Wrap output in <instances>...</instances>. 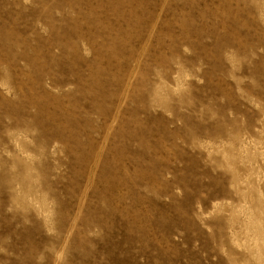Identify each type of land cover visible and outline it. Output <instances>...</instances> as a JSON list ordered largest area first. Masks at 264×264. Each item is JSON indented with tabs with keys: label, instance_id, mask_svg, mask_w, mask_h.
I'll list each match as a JSON object with an SVG mask.
<instances>
[{
	"label": "rangeland",
	"instance_id": "1",
	"mask_svg": "<svg viewBox=\"0 0 264 264\" xmlns=\"http://www.w3.org/2000/svg\"><path fill=\"white\" fill-rule=\"evenodd\" d=\"M0 264H264V0H0Z\"/></svg>",
	"mask_w": 264,
	"mask_h": 264
}]
</instances>
